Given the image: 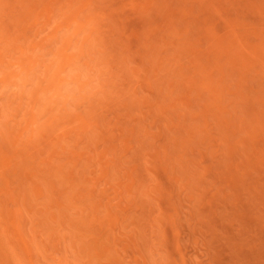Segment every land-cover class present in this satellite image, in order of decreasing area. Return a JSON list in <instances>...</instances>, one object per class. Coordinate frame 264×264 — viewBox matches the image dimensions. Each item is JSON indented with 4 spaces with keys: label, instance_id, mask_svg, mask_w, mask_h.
<instances>
[{
    "label": "rangeland",
    "instance_id": "obj_1",
    "mask_svg": "<svg viewBox=\"0 0 264 264\" xmlns=\"http://www.w3.org/2000/svg\"><path fill=\"white\" fill-rule=\"evenodd\" d=\"M0 264H264V0H0Z\"/></svg>",
    "mask_w": 264,
    "mask_h": 264
}]
</instances>
